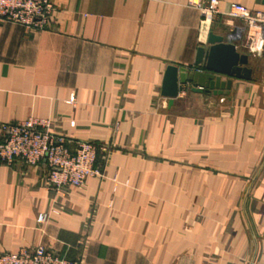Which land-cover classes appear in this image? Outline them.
<instances>
[{"label": "crops", "instance_id": "crops-1", "mask_svg": "<svg viewBox=\"0 0 264 264\" xmlns=\"http://www.w3.org/2000/svg\"><path fill=\"white\" fill-rule=\"evenodd\" d=\"M52 1L49 30L0 24V126L50 120L71 151L97 147L103 178L55 190L46 162L0 164V255L264 264V51L227 16L231 3L264 12V0H220L209 30L189 0ZM210 33L249 57L252 80L223 96L180 86L170 106L167 67L195 70Z\"/></svg>", "mask_w": 264, "mask_h": 264}, {"label": "built area", "instance_id": "built-area-1", "mask_svg": "<svg viewBox=\"0 0 264 264\" xmlns=\"http://www.w3.org/2000/svg\"><path fill=\"white\" fill-rule=\"evenodd\" d=\"M189 6L201 14L202 29L209 30L214 19L222 15L220 0H189ZM54 4L52 0H0V24L13 23L29 30L45 31L52 27ZM228 18L242 21L255 29L253 49L264 51V12L253 11L244 5L229 4ZM74 102V98L70 101ZM98 149L94 144L81 142L71 151L63 137L51 132L48 119L29 118L19 123L0 126V164L11 166L21 162L37 166L46 162L49 168L48 186L80 189L89 178H103L96 167ZM43 224L46 215L38 219ZM0 264H82L71 261L45 247L23 248L17 253L0 255Z\"/></svg>", "mask_w": 264, "mask_h": 264}, {"label": "water", "instance_id": "water-1", "mask_svg": "<svg viewBox=\"0 0 264 264\" xmlns=\"http://www.w3.org/2000/svg\"><path fill=\"white\" fill-rule=\"evenodd\" d=\"M250 65L249 57L240 54L230 39L210 33L207 46L198 50L195 70L177 65L167 67L161 94L169 99L170 106L178 97L180 86L187 84L192 85L195 93L229 95L233 79L252 80L253 69ZM222 76L228 77L229 80L222 81Z\"/></svg>", "mask_w": 264, "mask_h": 264}]
</instances>
